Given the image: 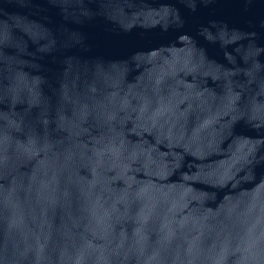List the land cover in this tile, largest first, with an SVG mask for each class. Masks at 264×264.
I'll use <instances>...</instances> for the list:
<instances>
[{"label": "water", "instance_id": "water-1", "mask_svg": "<svg viewBox=\"0 0 264 264\" xmlns=\"http://www.w3.org/2000/svg\"><path fill=\"white\" fill-rule=\"evenodd\" d=\"M0 264H264V0H0Z\"/></svg>", "mask_w": 264, "mask_h": 264}]
</instances>
